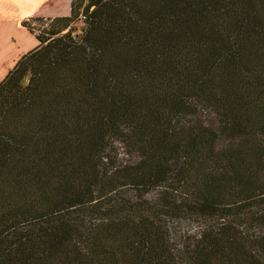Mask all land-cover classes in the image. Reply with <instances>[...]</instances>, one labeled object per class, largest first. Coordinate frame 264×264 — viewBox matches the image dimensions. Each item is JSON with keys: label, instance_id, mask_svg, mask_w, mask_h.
I'll return each instance as SVG.
<instances>
[{"label": "trees", "instance_id": "obj_1", "mask_svg": "<svg viewBox=\"0 0 264 264\" xmlns=\"http://www.w3.org/2000/svg\"><path fill=\"white\" fill-rule=\"evenodd\" d=\"M30 19L0 80V264H264V0Z\"/></svg>", "mask_w": 264, "mask_h": 264}, {"label": "rangeland", "instance_id": "obj_2", "mask_svg": "<svg viewBox=\"0 0 264 264\" xmlns=\"http://www.w3.org/2000/svg\"><path fill=\"white\" fill-rule=\"evenodd\" d=\"M69 2L70 0H34L32 2L30 0H0V80L20 55L38 43L35 33L38 34L47 27L48 21H31L30 18L67 15L69 13ZM18 17L21 19H18ZM23 20L31 22V27L35 33L21 25ZM73 25L75 26L74 31L79 32L81 22L76 21ZM22 51L24 52L22 53ZM117 148L118 157L126 159L125 149L119 144H117ZM172 226L175 236L194 232L198 228L196 222L188 220H181Z\"/></svg>", "mask_w": 264, "mask_h": 264}, {"label": "crops", "instance_id": "obj_3", "mask_svg": "<svg viewBox=\"0 0 264 264\" xmlns=\"http://www.w3.org/2000/svg\"><path fill=\"white\" fill-rule=\"evenodd\" d=\"M1 1H2V0H1ZM25 8H26V7H25ZM19 16H20V15H19ZM18 19H21V18L18 17ZM18 19H17V23H18V25H19L20 23H19ZM24 51H25V50H24ZM24 51H22V53H23ZM22 53H20V54H22Z\"/></svg>", "mask_w": 264, "mask_h": 264}, {"label": "bare ground", "instance_id": "obj_4", "mask_svg": "<svg viewBox=\"0 0 264 264\" xmlns=\"http://www.w3.org/2000/svg\"><path fill=\"white\" fill-rule=\"evenodd\" d=\"M27 1V0H26ZM31 2L34 1V0H30Z\"/></svg>", "mask_w": 264, "mask_h": 264}]
</instances>
